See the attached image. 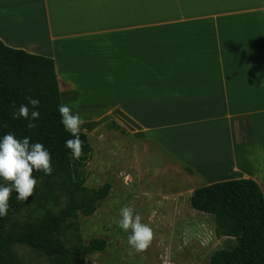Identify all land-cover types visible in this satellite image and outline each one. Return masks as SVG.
Segmentation results:
<instances>
[{
	"label": "crops",
	"instance_id": "crops-1",
	"mask_svg": "<svg viewBox=\"0 0 264 264\" xmlns=\"http://www.w3.org/2000/svg\"><path fill=\"white\" fill-rule=\"evenodd\" d=\"M0 40L51 57L65 104L130 121L200 185L264 194V0H0Z\"/></svg>",
	"mask_w": 264,
	"mask_h": 264
},
{
	"label": "trees",
	"instance_id": "trees-1",
	"mask_svg": "<svg viewBox=\"0 0 264 264\" xmlns=\"http://www.w3.org/2000/svg\"><path fill=\"white\" fill-rule=\"evenodd\" d=\"M28 97L40 100L39 120L13 118ZM61 93L51 57L6 45L0 40V139L14 133L40 142L51 154L53 173L34 172L38 180L34 196L18 201L15 191L9 213L0 217V264H33L20 252L28 247L40 257L38 264H86V256L104 250L106 240L92 237L84 243L79 214L91 215L110 191V184L86 185V163L92 145L81 131L83 154L72 158L65 141L72 138L61 123ZM29 107H31L29 105ZM121 129L119 124H114ZM190 172L191 169L188 168ZM0 183H4L0 179ZM190 206L209 213L218 234L233 239L229 248H217L209 264H264V194L249 177L231 178L199 185L189 196Z\"/></svg>",
	"mask_w": 264,
	"mask_h": 264
},
{
	"label": "rangeland",
	"instance_id": "rangeland-1",
	"mask_svg": "<svg viewBox=\"0 0 264 264\" xmlns=\"http://www.w3.org/2000/svg\"><path fill=\"white\" fill-rule=\"evenodd\" d=\"M61 100L66 103L63 94ZM72 110L86 120L81 131L92 145L85 166L86 185L110 184L108 195L94 213L78 216L84 243L92 237L107 242L104 250L86 256V264H209L215 249L233 245V239L215 231L211 214L190 206L189 194L200 185L199 176L184 172L171 151L155 139L134 134L130 121L117 122L109 115L92 117L91 110L84 113L76 106ZM125 206L133 208L154 230V239L144 252L130 247L131 230L118 226L120 209ZM20 252L33 264L43 261L28 247Z\"/></svg>",
	"mask_w": 264,
	"mask_h": 264
},
{
	"label": "clouds",
	"instance_id": "clouds-1",
	"mask_svg": "<svg viewBox=\"0 0 264 264\" xmlns=\"http://www.w3.org/2000/svg\"><path fill=\"white\" fill-rule=\"evenodd\" d=\"M28 104H21L17 112L13 113V118H24L29 120L28 128H35L40 118L38 98L28 97ZM80 100L74 105H58V113L65 130L71 134L70 139L65 141V147L71 150L72 158L79 159L83 154L84 141L81 139V126L86 123L79 112H73V107L80 104ZM29 105L31 107H29ZM31 138L24 136L18 139L14 133H7L0 139V217H5L9 213L11 194L17 193L18 201H27L30 196H34L38 180L34 177V172L42 171L45 175L53 173L51 164V154L40 142L30 143ZM118 226L124 230H131L128 236V244L137 253L146 251L154 239V230L142 222L139 213H135L133 208L125 206L120 209V219Z\"/></svg>",
	"mask_w": 264,
	"mask_h": 264
},
{
	"label": "bare ground",
	"instance_id": "bare-ground-1",
	"mask_svg": "<svg viewBox=\"0 0 264 264\" xmlns=\"http://www.w3.org/2000/svg\"><path fill=\"white\" fill-rule=\"evenodd\" d=\"M211 161V160H210Z\"/></svg>",
	"mask_w": 264,
	"mask_h": 264
}]
</instances>
